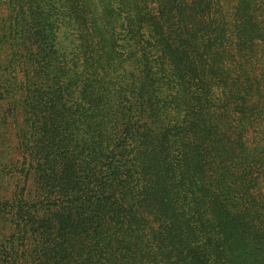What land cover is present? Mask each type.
<instances>
[{
	"label": "trees",
	"instance_id": "16d2710c",
	"mask_svg": "<svg viewBox=\"0 0 264 264\" xmlns=\"http://www.w3.org/2000/svg\"><path fill=\"white\" fill-rule=\"evenodd\" d=\"M260 84L264 0H0V264H264Z\"/></svg>",
	"mask_w": 264,
	"mask_h": 264
},
{
	"label": "rangeland",
	"instance_id": "374dc122",
	"mask_svg": "<svg viewBox=\"0 0 264 264\" xmlns=\"http://www.w3.org/2000/svg\"><path fill=\"white\" fill-rule=\"evenodd\" d=\"M234 85H235L233 88L234 92H236L237 89L241 88L240 83ZM258 92L260 93V98L258 97L254 98V100H258V102L255 101L253 108V117L256 116V118L253 120L252 123L253 127L247 130L246 134L242 138V142L246 146H250L254 140L261 141L262 145H264V84H260V89H258ZM215 114L219 115V113H215ZM212 120L216 122L215 119Z\"/></svg>",
	"mask_w": 264,
	"mask_h": 264
}]
</instances>
